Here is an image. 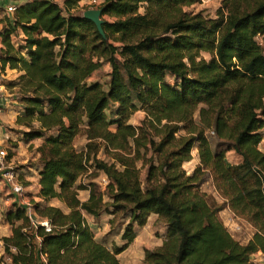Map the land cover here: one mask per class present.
<instances>
[{
	"label": "trees",
	"instance_id": "16d2710c",
	"mask_svg": "<svg viewBox=\"0 0 264 264\" xmlns=\"http://www.w3.org/2000/svg\"><path fill=\"white\" fill-rule=\"evenodd\" d=\"M222 1L226 12L207 16L185 8L199 0H102V13L113 17L104 19L105 35L74 11L78 0H24L6 15L0 67L22 70L21 112L39 121L21 130L26 140L43 138L38 195L59 198L68 211L35 201L52 224L45 231L12 203L0 261L38 264L41 251L48 264H120L117 254L151 212L166 235L144 249L150 264H249L253 253L264 255V49L256 40L264 36V0ZM17 29L20 45L11 37ZM103 61L110 64L107 88L88 80ZM138 108L144 116L136 125L129 117ZM83 124L87 140L77 149L72 138ZM209 129L219 139L215 147ZM194 146L199 161L187 173L182 163ZM230 149L240 160L226 159ZM90 166L106 176L102 190L77 182ZM208 176L224 198L219 205L200 188ZM78 189H88L86 199ZM225 206L255 227L246 242L219 218ZM103 210L128 213L124 243L95 238L85 215Z\"/></svg>",
	"mask_w": 264,
	"mask_h": 264
},
{
	"label": "rangeland",
	"instance_id": "374dc122",
	"mask_svg": "<svg viewBox=\"0 0 264 264\" xmlns=\"http://www.w3.org/2000/svg\"><path fill=\"white\" fill-rule=\"evenodd\" d=\"M59 2H63V0H57ZM97 4H99L102 0H97ZM77 5L74 7V11L77 13H82L84 9L88 7H98V6H91L92 2L90 0H78L76 3ZM186 9H193L194 11L201 10L203 14L207 16H216L217 12L223 11L226 12V8L224 6V3L222 0H199V2L192 4L190 6H185ZM142 10V8H140ZM1 14V21L2 24L6 23V15L7 13H4V15ZM102 17L104 19L111 20L113 17L110 16L107 13H102ZM20 30L17 29L13 32V41L17 42V45L22 44L21 37L18 36ZM22 36V35H21ZM259 42H261V45L264 49V36L257 35L256 37ZM25 52V50H23ZM201 54L206 57L207 59L210 57L209 52L201 51ZM110 70V64L107 61H103L101 66L97 68L89 77V81L97 80L101 82L103 88L108 87V72ZM4 71V69H3ZM15 71H6L2 75V80L5 83V92L4 97L7 99L9 97H13L17 100H21L20 98L24 95L25 91L22 86L23 80H18V76L15 78H12L14 76ZM11 76V77H10ZM12 78V80H11ZM168 80L173 81V78L168 75L166 77ZM17 107V106H16ZM23 107V105H22ZM22 107L20 110V113H22ZM112 110L107 109L106 114L109 118H112L114 114L111 112ZM2 112V110H1ZM0 112V113H1ZM17 116V122L22 124V127H7L10 132L18 133L21 132L23 129H27L29 127V123L33 124L34 126L39 125V121L33 116L32 119H29L23 115H16ZM131 121L134 122L133 124H140L141 120L144 116V111L142 108L136 109L131 115ZM198 115L195 113V118H197ZM130 122V121H129ZM131 122V123H132ZM114 126L111 125L110 128H113ZM85 128L86 125L83 124L80 127V130L73 136L72 138V144L75 148L81 149L85 145L86 142V135H85ZM261 130L264 132V126L261 128ZM179 133L184 132L183 129L178 131ZM207 134L210 139V143L212 147H215V145L219 142V139L214 134V131L212 129L207 130ZM22 135V132H21ZM23 137V136H22ZM35 143H31L28 146H25L22 155L19 158H15L12 162L14 167L19 170L22 166H24L26 169L28 167H36L40 163V152L37 150V147L34 146V144L38 143L40 139H37ZM259 146L264 150V141L259 142ZM225 146L220 145V147ZM38 151V152H37ZM37 152V154H36ZM191 158L189 160H186L182 163V167L186 170L187 173H190L195 164L199 161L197 148L194 146L191 149ZM11 153V152H10ZM238 153L234 150L230 151L227 150L225 152L226 159L230 162L237 161V155ZM98 155L103 156V152L98 151ZM107 158V157H105ZM138 166H140V170L142 173V177L145 173V165H141V162L138 161ZM101 171L96 170L94 166H90L87 171H85L80 177L77 182L80 180H84V182H90L93 181L97 184V186L102 190L104 187V184L100 181ZM200 188L205 191L206 198L210 203H214L216 205H219L223 202L224 198L219 194V192L216 190L213 180L210 176L207 177V179L201 184ZM78 195L83 197L82 193L78 192ZM107 197H105V200ZM29 201L31 202V205H34V202L37 201L36 198L30 197ZM44 204V203H43ZM8 208L0 207V232H4L9 227V222L6 221L5 218V212ZM113 216V223L111 225L110 218ZM218 216L222 220L223 224L226 226L228 231L232 234L234 238L239 240L240 242L244 243L246 242L255 231V227L249 222L245 217L240 216L236 213H234L229 207L225 206L221 208L218 211ZM129 215L128 213H121L118 212L115 215H112V213H108L106 211H102L100 216L96 218L94 221H91V228L93 230V234L95 238L98 240L104 241L106 244L111 245L115 240H118V244H122L125 242L124 239L121 238V233L123 231L124 226L128 222ZM15 223L18 222V220L14 221ZM29 224L31 226V220H29ZM166 233V225L162 222V220L155 219L152 217L146 218V221L143 225H137L135 224V236L133 239L127 243L126 247L122 250L123 252L120 253V255H117L121 264H150L147 261L144 260V249L145 248H153L157 246L161 241H163ZM6 258L3 249L0 253V258ZM252 258H254L256 263L264 264V261L260 259L259 255H252Z\"/></svg>",
	"mask_w": 264,
	"mask_h": 264
},
{
	"label": "crops",
	"instance_id": "0c3cea01",
	"mask_svg": "<svg viewBox=\"0 0 264 264\" xmlns=\"http://www.w3.org/2000/svg\"><path fill=\"white\" fill-rule=\"evenodd\" d=\"M22 1H24V0H0V13H2V15H4L5 8H6L7 4H10V3L18 4ZM91 6H97V5L91 4ZM0 17H1V14H0ZM2 26H3V24H2V21L0 20V29L2 28ZM21 35H22V33L19 32L18 36L21 37ZM2 46H3V43H2L1 34H0V48ZM6 71H15L14 76H12V78L17 77L22 72L21 69H18L16 67H9V66H5L4 72H6ZM12 78H11V80H12ZM4 92H3V96L0 97V105L2 107V112L0 113V146H6L8 148L9 153L11 152L10 153L11 160L14 161L15 158L21 157V155H22L21 153H22L25 146H28L31 143H35L36 141H38L37 139H40L38 143L34 144V146L37 147L40 143H42L43 138L42 137H34V138L26 140L22 137L21 132L13 133V132H10L8 129H6L7 127H22V124L18 123L16 120L17 119L16 115H22V113H20L22 103L13 97H9L6 99L4 97ZM130 117H129V121L132 122L131 121L132 117L131 118ZM132 123H134V122H132ZM263 141H264V138L261 139V142H263ZM259 144H258V147L260 149H262L259 146ZM230 151H232V149H230ZM37 152H36V154H37ZM237 155H238L237 159L240 160V155L239 154H237ZM237 161H235V162H237ZM39 166H40V163L38 166L33 167V168L28 167V169H26L24 166L19 168L18 172L20 175V179L24 185V189H23L22 193H20V194L12 193L10 191V189H8V187H6V185L0 180V207L1 208H4V207L9 208L12 205V203H17L19 205L23 204V205H25L26 214L29 216V218L36 221L42 216H40L37 213L34 205H31V202L29 201L30 197H33V198H36L37 201L41 200L44 204L57 205V206L61 207L64 211H68V207L59 198L52 197L48 200H43L38 195V191H39V187H40V185H39ZM101 174H103V173L101 172ZM78 180H79V178H78ZM82 182H84V180H82ZM78 192L83 194V197L78 195V197L81 200H84L87 198L88 189H78ZM99 216L94 217L90 214L85 215L86 220L90 226L92 224L91 221H94ZM148 217H152V218L157 219V214L154 212H151V213H149ZM18 222H19V220H18ZM10 233H11V224L9 223V227L4 232H0V235H9ZM40 239L41 238L38 235L34 236V241L36 242L37 245L40 243ZM114 242L116 244H118V240L114 239ZM159 244H161V243H159ZM2 249H3V242H2V240H0V253L2 252ZM121 252H123V251H121ZM121 252H119L117 255H120ZM120 264H121V262H120Z\"/></svg>",
	"mask_w": 264,
	"mask_h": 264
},
{
	"label": "built area",
	"instance_id": "2783aa9c",
	"mask_svg": "<svg viewBox=\"0 0 264 264\" xmlns=\"http://www.w3.org/2000/svg\"><path fill=\"white\" fill-rule=\"evenodd\" d=\"M92 2V5H97V0H90ZM16 4L15 3H10L6 5L5 8V13L12 18L13 12L15 10ZM261 35V34H257ZM256 35V37H257ZM23 33L22 36L23 37ZM11 37H13V33L11 34ZM257 40V39H256ZM259 42V40H257ZM261 44V42H259ZM4 71L0 67V97L3 96V92L5 91V83L2 80V75ZM2 110V107L0 105V112ZM13 161L11 160L10 153L8 151V148L6 146H0V180L10 189L12 193L20 194L22 193L24 189L23 182L20 179V175L18 170L14 167ZM100 181L102 184H105L107 182V178L104 174H101L100 176ZM23 205V204H21ZM25 206V205H24ZM30 219V218H29ZM31 223L33 227H35L37 224L42 225L43 229L45 231H50L52 229V224L49 221L47 217H40L38 220L34 221L32 219ZM39 236V235H38ZM40 237V236H39ZM41 238V237H40ZM259 255L260 259L264 261V255L262 254L261 251H257L253 253L252 255ZM0 264H4L3 261H0ZM38 264H48L47 259H46V254L42 253L41 251L38 252ZM249 264H259L256 263L254 258L251 257V261Z\"/></svg>",
	"mask_w": 264,
	"mask_h": 264
},
{
	"label": "water",
	"instance_id": "95a60500",
	"mask_svg": "<svg viewBox=\"0 0 264 264\" xmlns=\"http://www.w3.org/2000/svg\"><path fill=\"white\" fill-rule=\"evenodd\" d=\"M102 12H103L102 6L88 7L83 10L82 16L92 20L95 23L98 31L102 35H105L104 29H103L104 18L102 17Z\"/></svg>",
	"mask_w": 264,
	"mask_h": 264
}]
</instances>
